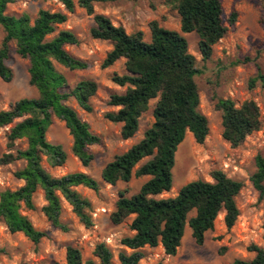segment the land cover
Segmentation results:
<instances>
[{
  "label": "trees",
  "instance_id": "trees-1",
  "mask_svg": "<svg viewBox=\"0 0 264 264\" xmlns=\"http://www.w3.org/2000/svg\"><path fill=\"white\" fill-rule=\"evenodd\" d=\"M58 1L64 5L65 11L40 9L32 22L29 14L15 16L7 12L13 0H0V26L5 33L0 48V78L10 82L14 77L7 64L14 44L16 53L29 60L30 83L39 91L37 97L21 98L9 109L0 110V129L11 125L8 146L13 148L18 139H28L27 148L19 149L16 154L6 153L0 159V164L26 161V165L16 172L24 184L15 190L0 192V222H5L11 232H22L35 243L47 233L37 229L21 209L35 208L34 195L39 189L44 191L46 204L42 210L45 216L53 227L67 231L68 227L61 218L63 202L72 206L85 226H92L93 204L77 187L94 191L100 188L99 181L87 173L72 172L57 177L43 165L44 157L52 167L64 165L68 157L62 145L47 140L54 118L65 123L73 137L72 152L86 167L94 159L90 146L101 141L76 109L68 104L69 99L74 98L82 109L92 111L90 100L98 90V83L83 79L70 88L66 76L56 68V63L69 70H82L88 66L67 50V46L80 43L78 36L72 30L60 28L68 21V14L75 11L76 2ZM116 1L120 0H78V5L93 15L92 37L113 43L102 66L107 68L119 59H125L127 72L115 73L112 80L126 87V91L111 96L110 104L119 109L106 114L110 121L122 124V138L135 136L142 115L149 110L150 102L157 99L153 108L154 122L143 138L125 152L115 155L104 166L101 175L112 185L129 182L133 177L149 176L137 193L127 196L121 191L111 214L115 224L134 216L130 225L134 234L121 240L122 245L133 251H121L119 264H139L144 257L140 249L145 246L162 245L166 255H176L187 226L191 228L196 243L203 245L206 233L215 228V221L222 211H225L226 226L232 228L240 215L236 198L244 183L215 169L211 172L213 181L193 180L183 185L177 195L158 198L173 187L176 154L187 133H192L200 144L210 133L209 120L199 110L201 99L195 76L201 70L197 67L196 57L189 51L188 39L179 31L164 28L159 21L153 20L148 41L143 31L128 33L108 16L95 12V5ZM160 1L178 11L182 32L198 34L203 59H210L213 46L228 30L222 1ZM237 16V11H233L229 23L234 24ZM258 70L250 87H254L259 79L264 81L260 66ZM216 107L222 111L223 138L232 147L241 145L248 135L262 127L260 108L254 100H246L238 107L232 99L221 98ZM255 162L256 171L251 181L263 199L264 155L258 154ZM248 250L255 253L252 259L237 258L230 264H264V246L252 244ZM93 255L99 264H115L113 252L104 242L96 244ZM66 264L97 262L84 260L81 250L70 245L66 251ZM156 264L165 263L159 261Z\"/></svg>",
  "mask_w": 264,
  "mask_h": 264
},
{
  "label": "rangeland",
  "instance_id": "rangeland-1",
  "mask_svg": "<svg viewBox=\"0 0 264 264\" xmlns=\"http://www.w3.org/2000/svg\"><path fill=\"white\" fill-rule=\"evenodd\" d=\"M74 1L75 11L68 14V21L60 28L72 30L78 36L80 43L67 46V50L87 62L88 66L82 70H69L56 63V68L66 76L70 88L83 79H93L98 83V90L90 100L92 111L82 109L74 98H70L68 104L76 109L101 141L90 146L94 159L86 167L72 152L73 137L65 123L54 118L46 135L47 140L62 145L68 157L64 165L58 167H52L44 157L43 165L57 177L84 172L99 181L98 191L84 186L77 187L93 204V225L85 226L73 212L72 206L64 201L61 218L68 230L53 227L42 210L46 200L44 191L39 189L34 195L35 208L22 207L21 213L47 235L35 243L22 232H11L5 222H0V264H66V251L70 245L81 250L84 260L93 259L97 264L99 261L93 255V250L98 243L104 242L110 247L115 264H119L121 251H133L122 245L121 240L134 234L130 228L134 216L115 224L111 214L120 192L125 191L127 196L137 193L149 176L133 177L129 182L120 181L112 185L106 183L101 175L104 166L115 155L125 152L143 138L144 132L154 122L153 108L157 99L150 102L149 110L142 115L135 136L122 138V124L110 121L106 114L119 109L110 104L111 96L126 91V87L112 80L115 73L127 72L125 59L121 58L107 68L102 66L113 43L92 37L91 29L95 26L93 15L81 8L78 0ZM221 1L228 30L213 46V54L208 60H204L201 54L198 34L182 32L178 11L160 0H120L95 5L96 13L108 16L115 25H122L128 33L143 31L148 41L151 39L150 23L153 20L159 21L164 28L179 31L188 39L189 51L196 57L197 67L201 70L195 76L201 99L199 110L209 120L210 133L202 144L196 142L192 133H187L176 154L173 187L169 192L158 195V198L177 195L183 185L193 180L213 181L211 172L215 169L223 170L229 177L244 183L236 198L240 215L232 228L226 226L225 211H222L215 221V228L206 233L203 245L196 243L191 228L187 226L176 255H166L162 245L145 246L140 249L144 257L139 264H156L159 261L165 264H230L237 258L252 259L255 253L248 250L250 245L264 246V198L260 199V193L251 181L256 171L255 158L258 154L264 155V81L259 79L254 87H250L251 79L258 75V66L264 75V0ZM40 9L65 11L64 5L58 0H13L7 12L15 16L29 14L33 22ZM233 11H237L238 16L236 22L230 24L229 18ZM4 36V29L0 26V48ZM14 47L12 44L7 61L14 77L10 82L0 78V110L9 109L21 98L39 95L38 89L30 83L29 60L17 54ZM221 98L232 99L238 107L246 100H254L260 108L261 129L248 135L237 147H232L223 138L222 111L216 107ZM10 128L11 125H8L0 129V159L6 153L16 154L19 149L28 146V139L22 138L10 148ZM25 165V160L0 164V192L5 189L15 190L24 184L16 172Z\"/></svg>",
  "mask_w": 264,
  "mask_h": 264
},
{
  "label": "crops",
  "instance_id": "crops-1",
  "mask_svg": "<svg viewBox=\"0 0 264 264\" xmlns=\"http://www.w3.org/2000/svg\"><path fill=\"white\" fill-rule=\"evenodd\" d=\"M255 256V255H254Z\"/></svg>",
  "mask_w": 264,
  "mask_h": 264
}]
</instances>
